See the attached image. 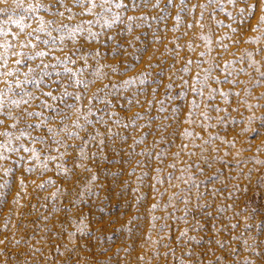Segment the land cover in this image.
<instances>
[{"label": "rangeland", "instance_id": "374dc122", "mask_svg": "<svg viewBox=\"0 0 264 264\" xmlns=\"http://www.w3.org/2000/svg\"><path fill=\"white\" fill-rule=\"evenodd\" d=\"M96 4L0 3V264H264V0Z\"/></svg>", "mask_w": 264, "mask_h": 264}, {"label": "snow or ice", "instance_id": "6c2138e0", "mask_svg": "<svg viewBox=\"0 0 264 264\" xmlns=\"http://www.w3.org/2000/svg\"><path fill=\"white\" fill-rule=\"evenodd\" d=\"M2 2H5V0H0V3H2ZM58 2H61L62 3V0H58ZM77 2H78V0H77ZM104 2L106 3L107 2V0H104ZM182 2H183V0H182ZM209 2L211 3L212 2V0H209ZM244 2L246 3L247 2V0H244ZM89 3L91 4V6H92V8H95L96 6H97V4H96V0H89ZM228 3H231V4H233V5H235L236 4V0H228ZM102 6V5H101ZM249 7H251V8H255V5H250ZM88 11L90 12L91 11V8H89L88 9ZM244 11H245V9L244 8H241L240 9V12L241 13H244ZM59 15H63V13H58ZM261 21L262 22H264V16H261ZM47 23H53L52 21H49V22H47ZM44 24H45V22L44 21H41V27L39 28V29H37V31H45V28H44ZM66 27V26H65ZM79 30V28L77 29V31ZM74 34V33H73ZM49 35H50V33H49ZM37 39H39L38 37H37ZM249 42H251V41H249ZM22 44H23V42H21ZM44 43H47V41H44ZM26 46V45H25ZM33 47H35V45H32ZM226 47V46H225ZM17 55H20L19 53H17ZM36 55H38V56H44V55H47V53H45V52H38V53H36ZM16 63L17 64H20V63H22V61L21 60H17L16 61ZM45 67H47V65H45ZM30 71H31V69H30ZM262 75H264V73H262ZM53 83H57V84H59V81H53ZM77 83H82L81 81H77ZM19 86V85H18ZM45 95H47V96H52V92L51 91H49V92H47V93H45ZM65 95H67V93H65ZM222 95H223V93H222ZM54 99H55V97H53ZM12 103H14V104H16L17 106H19V104L20 103H25V104H27L28 103V101L27 100H20V101H13ZM4 107V105H3V103L2 102H0V109H2ZM69 107H72L71 105L69 106ZM0 123H3V121H0ZM77 126H79V125H77ZM49 131H51V129L49 130ZM0 135H8V133L7 132H4V133H0ZM22 135H23V133H22ZM17 138H19V137H17ZM24 151H28V149L27 148H25L24 149Z\"/></svg>", "mask_w": 264, "mask_h": 264}]
</instances>
